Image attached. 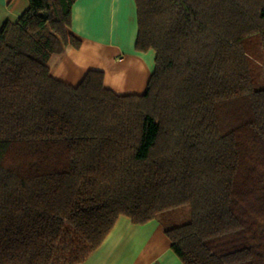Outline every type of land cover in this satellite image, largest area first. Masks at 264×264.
I'll list each match as a JSON object with an SVG mask.
<instances>
[{
    "label": "trees",
    "instance_id": "trees-1",
    "mask_svg": "<svg viewBox=\"0 0 264 264\" xmlns=\"http://www.w3.org/2000/svg\"><path fill=\"white\" fill-rule=\"evenodd\" d=\"M78 0L0 27V264H76L121 215L165 226L184 264H264V0H136L140 94L52 74Z\"/></svg>",
    "mask_w": 264,
    "mask_h": 264
},
{
    "label": "crops",
    "instance_id": "crops-1",
    "mask_svg": "<svg viewBox=\"0 0 264 264\" xmlns=\"http://www.w3.org/2000/svg\"><path fill=\"white\" fill-rule=\"evenodd\" d=\"M29 0H0V27L17 21ZM136 0H78L72 31L81 48L67 46L49 60L52 74L78 84L90 69L105 73V85L120 94H140L155 69L154 50L138 51ZM76 264H184L173 250L162 220L136 224L121 215L114 228L86 260Z\"/></svg>",
    "mask_w": 264,
    "mask_h": 264
},
{
    "label": "rangeland",
    "instance_id": "rangeland-1",
    "mask_svg": "<svg viewBox=\"0 0 264 264\" xmlns=\"http://www.w3.org/2000/svg\"><path fill=\"white\" fill-rule=\"evenodd\" d=\"M261 55H258V59L261 63L264 62L263 58L260 57ZM260 86H264V75L261 82H258ZM190 206H180L177 208H174L170 211L163 212L160 214V218L165 226H173L176 224H181L189 220L190 218Z\"/></svg>",
    "mask_w": 264,
    "mask_h": 264
}]
</instances>
